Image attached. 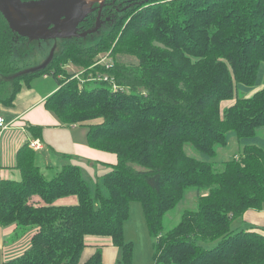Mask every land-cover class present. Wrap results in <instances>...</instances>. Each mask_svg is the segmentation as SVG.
<instances>
[{"label":"trees","instance_id":"1","mask_svg":"<svg viewBox=\"0 0 264 264\" xmlns=\"http://www.w3.org/2000/svg\"><path fill=\"white\" fill-rule=\"evenodd\" d=\"M98 10L79 30L93 28ZM99 12L111 20L94 44L64 39L45 66L14 77L0 101L11 104L22 83L52 76L56 90L44 108L62 124L85 126L87 145L116 161L103 163L109 170L93 179L62 156L47 179L29 143L21 145L20 179L0 178V225L36 230L29 246L2 264H105L102 245L80 263L87 236L109 238L118 249L113 264H133L124 223L134 200L155 264H264V235L252 227L231 230L246 210H264V137L256 132L264 127V0H104ZM15 39L29 40L0 14V74L15 70ZM101 53L111 57L108 66L95 64ZM69 62L93 79L82 84L63 68ZM27 130L42 139L41 126ZM231 138L240 152L215 170L216 149ZM191 187L196 208L164 232V215ZM71 195L75 204H54Z\"/></svg>","mask_w":264,"mask_h":264},{"label":"crops","instance_id":"2","mask_svg":"<svg viewBox=\"0 0 264 264\" xmlns=\"http://www.w3.org/2000/svg\"><path fill=\"white\" fill-rule=\"evenodd\" d=\"M41 77L45 80L48 78L46 75ZM44 85L42 91V88L34 87L32 81L30 86L22 83L11 104L0 101V117L4 120L3 125H6L5 129L0 126V178L20 179L19 170L15 167L16 152L21 145L32 140L41 143V149L33 150L35 164L39 170L42 166L46 167L45 172L43 169L41 172L45 177L49 173H54L64 163L65 159L62 156L70 157V162L78 164L89 175L94 170H98L97 176L107 172L109 168L103 163H114L115 154L89 147L86 142L87 129L84 131L80 128L82 125L78 124H62L53 113L47 111L43 101L56 90V85L48 82ZM30 124L42 127V139L31 136L27 130ZM37 156L40 158L37 159ZM75 198L67 196L58 199L57 202L62 205L74 204ZM240 219L242 223L239 227H252L264 235V210L248 209ZM35 230V227L30 226L0 225V264L19 256L29 246ZM96 248V243L88 241L82 251L80 263L86 261ZM101 254L103 263L113 264L117 260L118 249L111 243L102 244ZM148 264L155 263L151 261Z\"/></svg>","mask_w":264,"mask_h":264},{"label":"rangeland","instance_id":"3","mask_svg":"<svg viewBox=\"0 0 264 264\" xmlns=\"http://www.w3.org/2000/svg\"><path fill=\"white\" fill-rule=\"evenodd\" d=\"M103 2L104 0L94 2L92 7H98L102 5ZM98 26L99 27L97 28V30L92 32L91 34H87L85 36L74 38V39L84 46H89V45L94 44L97 41V39H99L101 34L103 32H107L109 29L108 24L104 22L99 23ZM63 40L64 39H52V38L45 39V40L15 39L13 54L11 57L13 69L15 70L10 74H0V98H6L9 95L12 89V85L14 83L13 81L14 77H16L17 75H21L22 71H24L25 69L39 66L43 62H45L48 59L53 47H55L54 53L57 54L59 52V48ZM97 59H100V60H97ZM97 59H96L97 62L95 64L107 65L112 62V59L110 56H102V53L97 56ZM132 60L133 59L131 57L124 58V61H132ZM63 68L65 69L67 73L74 74L75 78L79 77L77 79L80 80L82 84H85L93 79L91 75H89L87 78H84L82 75H84L85 70L80 66L72 64L71 62L63 65ZM47 77L48 78L46 80L43 79L41 76L34 78L32 80L34 87L42 88V91H43L45 88L44 84L46 82L56 85L55 79L52 76H47ZM263 86H264V81L261 87ZM258 88H255V89H258ZM252 92H254V90L250 91L249 95ZM232 102H233L232 100L225 101L221 104V107L224 108L230 105ZM80 128L86 131L85 126H80ZM256 132L258 135L264 137V127L257 128ZM184 149L188 155L196 157V158L198 157V153L195 150H193L190 147V145L186 144L184 146ZM239 152H240V147L237 144L235 138H231V140L225 147H218L216 149L215 156L212 158L215 170H220L222 168L221 161L227 160L231 158L233 155H238ZM39 158L40 157L37 156V159ZM38 165H40V163H38ZM42 169L45 172L46 167L45 166L40 167L41 172H43ZM53 174L54 173L47 174L46 178L47 179L51 178ZM91 174L90 176L94 179L95 177H97L98 170H94V172ZM70 197L75 198L74 195H71ZM196 200H197L196 188H193V187L188 188L185 191L184 198L181 201H179L171 210H169L164 215L163 231L167 232L168 230L176 226V224L178 223L180 219L181 214L184 211L195 209ZM57 201L58 200L54 202L55 205H62L61 203H58ZM75 203H76V198H75ZM241 223L242 221L240 218L235 219L231 223V230L233 231L239 230L241 228L239 227ZM124 238L126 241H131L133 244V264H148L149 262L153 261L152 244H151L152 240L147 232L142 207L139 201L134 200L129 203V216L124 223ZM85 241L86 243H88V241H91L93 243H96V245H102L106 243L110 244L109 238H106V237L87 236L85 238ZM200 244L203 245L204 247L210 248L214 246L215 243H202L201 242Z\"/></svg>","mask_w":264,"mask_h":264},{"label":"water","instance_id":"4","mask_svg":"<svg viewBox=\"0 0 264 264\" xmlns=\"http://www.w3.org/2000/svg\"><path fill=\"white\" fill-rule=\"evenodd\" d=\"M87 0H0V14L9 29L19 37L29 40L70 39L96 31L98 25L88 31L78 32V24L93 10L84 9ZM102 5L98 6L101 8ZM41 65L25 69L29 72Z\"/></svg>","mask_w":264,"mask_h":264},{"label":"flooded vegetation","instance_id":"5","mask_svg":"<svg viewBox=\"0 0 264 264\" xmlns=\"http://www.w3.org/2000/svg\"><path fill=\"white\" fill-rule=\"evenodd\" d=\"M98 9L100 10V8L98 7ZM99 10L97 11V18H96V20H95V24L96 25H98L99 23H105V22H108V21H110L111 20V17L110 16H104V14L103 13H101V12H99ZM94 24V26H93V28L96 26ZM79 25V24H78ZM99 27V26H98ZM78 32H83V31H81V30H79V28H78ZM85 32V31H84ZM74 38H77V37H73V38H70V39H74ZM27 39V38H26Z\"/></svg>","mask_w":264,"mask_h":264},{"label":"built area","instance_id":"6","mask_svg":"<svg viewBox=\"0 0 264 264\" xmlns=\"http://www.w3.org/2000/svg\"><path fill=\"white\" fill-rule=\"evenodd\" d=\"M106 66H108V64ZM103 79H107V78L104 77ZM3 122H4L3 118L0 117V126H1V128L4 129L6 127V125H3ZM29 147L34 149V150L42 148L41 143L38 140L29 141Z\"/></svg>","mask_w":264,"mask_h":264},{"label":"bare ground","instance_id":"7","mask_svg":"<svg viewBox=\"0 0 264 264\" xmlns=\"http://www.w3.org/2000/svg\"><path fill=\"white\" fill-rule=\"evenodd\" d=\"M97 1H100V0H87L85 2V5H84V9H89L94 2H97ZM106 59V58H105ZM81 73V72H80ZM78 75V74H77ZM8 124V123H7ZM5 129V128H4Z\"/></svg>","mask_w":264,"mask_h":264}]
</instances>
